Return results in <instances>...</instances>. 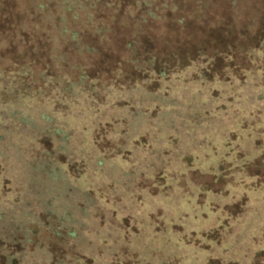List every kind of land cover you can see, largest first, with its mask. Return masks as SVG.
<instances>
[{"label":"rangeland","instance_id":"rangeland-1","mask_svg":"<svg viewBox=\"0 0 264 264\" xmlns=\"http://www.w3.org/2000/svg\"><path fill=\"white\" fill-rule=\"evenodd\" d=\"M141 1L99 0L92 21L85 18L87 9L80 10L76 18L68 14L67 28H75L79 35L65 41L53 30L61 19L51 14H57L59 7H49L52 13L36 12L32 5L36 0H0V59L8 67L25 55L42 62V49L52 45L61 56L60 71L71 79H76L81 69L97 86L149 77L151 82L143 84L141 90L151 94L157 90L177 93L178 85L194 86L185 81L196 78L194 70L207 68L205 75L210 81L223 79L231 88L246 82L251 97L254 94L256 99H264V0H155L149 9L157 17L147 15L144 21L138 15L148 8ZM91 27L98 30L93 32ZM36 28L49 29V33L42 37ZM84 44L95 52L79 51ZM256 47L258 51L249 52ZM150 58L156 73L196 62L189 70L184 68V74L156 83V76L139 67ZM210 83L217 100L233 102L237 94L223 95L218 84ZM150 112L145 114L152 118ZM244 118V125L236 124L230 130L229 156L235 153V157L222 162L219 158L228 156V151L215 148L210 152V170L196 169V162L191 168L184 164V175L172 183L159 172L147 178L144 165H133L134 161L145 163L146 136L136 146L140 152L126 151L108 158L100 173L110 172L113 181L90 195L98 198L91 222L98 236L93 239L88 234L91 243H83L97 256L51 244L48 251L53 260L78 258L81 264H264V112L257 109ZM226 122L216 130L218 142L226 133ZM157 146L153 153L166 158L165 144ZM12 152L6 151L8 155ZM10 157V162L16 160ZM14 167L12 163L0 164V186L4 178L14 174ZM96 183L93 180L92 187ZM84 217L90 219L89 215Z\"/></svg>","mask_w":264,"mask_h":264},{"label":"trees","instance_id":"trees-1","mask_svg":"<svg viewBox=\"0 0 264 264\" xmlns=\"http://www.w3.org/2000/svg\"><path fill=\"white\" fill-rule=\"evenodd\" d=\"M36 1L32 4L34 11L52 13L49 7H59L57 14H51L61 19L55 27L53 22V30L65 41L79 35L75 28H67V15L76 18L80 10L87 9L85 18L92 21L99 2ZM154 1H141L148 9L138 15L139 20L144 21L147 15L157 17L149 9ZM91 28L93 32L98 30ZM48 30L35 29L42 37ZM50 46L42 49V62L25 55L8 67L0 59V164L15 166L14 174L4 178L0 186V264H81L78 258L54 261L48 251L51 244L97 256L83 243H91L88 234L93 239L98 236L95 223L91 224L98 198L90 195L92 190L98 192V187L113 181L110 172L100 173L108 158L137 151L139 139L146 136L145 163L134 161L133 165H144L147 178L159 172L172 183L184 175V164L191 168L196 162V169L210 170V152L215 148L228 151V156L219 158L222 162L235 157V153L229 156L230 130L236 124L244 125L248 113L257 109L264 112V99H256L254 94L251 97L246 82L231 88L223 79L210 81L205 75L207 68L194 70L196 78L185 81L194 86L178 85L177 93L170 90L169 94L167 90L143 92L142 85L151 82L149 77L134 83L97 86L81 69L76 79H71L60 71L61 56ZM79 51L93 53L95 49L84 44ZM195 62L178 70L156 73L150 58L139 67H146L147 74L156 76L158 83L184 74L183 69L189 70ZM210 82L218 84L223 95L237 94L233 102L217 100ZM148 111L154 114L152 118L145 114ZM225 121L227 128H231H226L218 142L214 136ZM159 143L165 144L169 153L164 155L166 158L153 153ZM40 145L46 147L39 149ZM10 148L12 155L6 153ZM10 156L16 160L10 162ZM93 180L98 181L95 187Z\"/></svg>","mask_w":264,"mask_h":264}]
</instances>
